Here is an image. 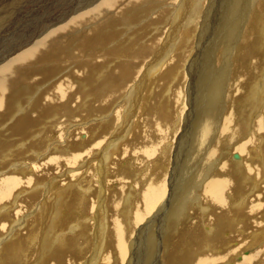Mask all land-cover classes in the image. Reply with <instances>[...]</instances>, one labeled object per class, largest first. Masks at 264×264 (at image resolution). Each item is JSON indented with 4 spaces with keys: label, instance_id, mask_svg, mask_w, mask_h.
Listing matches in <instances>:
<instances>
[{
    "label": "rangeland",
    "instance_id": "obj_1",
    "mask_svg": "<svg viewBox=\"0 0 264 264\" xmlns=\"http://www.w3.org/2000/svg\"><path fill=\"white\" fill-rule=\"evenodd\" d=\"M105 1L0 0V69L44 39L49 31L64 28L70 18L104 9ZM195 1L204 10L194 4L188 13L182 5L186 17L181 19L182 0L143 2L138 9H131L125 20L111 9L95 20L57 34L67 44L62 47L65 53L58 57L52 53L46 63L35 64L36 75L42 76L40 83L26 82L24 77L20 80L11 109L0 116V264H167L165 257L171 250L166 243L183 248L193 245L198 248L197 255L213 256L210 264H264V163L259 157L264 152V60L258 66L249 60L244 66L249 87L232 112V136L227 134L228 144H223L224 161L231 160L232 167L234 162L245 169L244 182L250 184L241 198L235 193L224 195L236 223L226 236L225 246L215 252L223 256L214 254V230L202 227L208 224L213 229L208 223L213 207L209 202L202 204L204 214L194 196L183 198L192 175L180 194H175L178 184L175 186L174 180L190 160L198 113L216 105L222 114L226 112L225 97L219 95L223 90L220 76L224 78L233 69L238 47H232L231 42L234 46L239 42L242 21L254 11L249 0L245 9L244 0H232L229 5V0H211L213 7L205 13L209 0ZM164 11L168 20L154 19ZM257 15L258 33L264 38V7ZM179 21L175 39L165 53L156 56H161L158 62L165 56L164 64L151 63L147 67L146 61L161 50ZM96 26L101 28L89 35ZM152 41L156 43L152 49L145 47ZM78 49L82 51L75 57ZM144 51V59L134 69H123L125 76L113 79L125 88L112 94L110 91L116 87L103 83L127 55ZM145 71L148 85L129 116L127 99L131 92H138ZM24 72L25 68L22 76ZM229 76L236 77L232 71ZM66 78L67 84H61ZM253 83H259L263 93L253 97ZM54 86L62 88L63 96L49 105L36 106L37 99ZM99 87L107 89L100 98ZM176 88L181 97H176ZM104 93L119 94L118 99L108 100ZM125 121H130V126L123 134ZM160 122L163 130L158 126ZM217 156L216 151L208 163L202 158L203 181L196 194L204 186L208 192L214 178L223 179ZM252 163L257 169L254 172L253 168H245L253 167ZM155 187H161L162 194L148 203L150 210L146 211L145 199ZM257 194L259 201L252 202ZM174 196L179 198L173 207L170 202L176 199ZM204 198L201 194L197 199ZM114 200L119 208L116 214L110 208ZM130 215L135 216L134 223L129 221ZM176 221L181 222L167 240ZM113 222L125 230L121 254L117 251L120 240H114ZM195 222L201 224V229L189 237L187 229ZM230 228L228 224L226 230ZM256 231L261 232L256 244L259 248L244 249Z\"/></svg>",
    "mask_w": 264,
    "mask_h": 264
},
{
    "label": "bare ground",
    "instance_id": "obj_2",
    "mask_svg": "<svg viewBox=\"0 0 264 264\" xmlns=\"http://www.w3.org/2000/svg\"><path fill=\"white\" fill-rule=\"evenodd\" d=\"M147 1H151V0H106L104 2V4L106 5V7L104 9L96 8V9H93V10L87 12V14L85 12L84 14H82L79 17H75L73 19L70 18L69 23L64 28L58 27L54 30L49 31V34L44 39L40 40V42H37L33 47L30 46L31 48L26 50L24 53L20 54L17 58L13 59L7 65L2 66L0 69V116H5L7 114V112L11 109V105H13V103H14V98H16V96H14V94H15V92L16 93L19 92V91H16L17 85L23 77H24V80L26 82H35L37 84L40 83L42 76L36 75V70L34 69L36 67L35 64L46 63V61L49 59V56L52 53L56 54L57 57L60 56L62 53H65L64 52L65 49H63V48L67 44L63 43V41L61 39L57 38V34L63 32V31H70V30H72L71 28L78 27L79 25L85 23L87 20H95L99 16L109 12L111 9H114L116 14H119L125 20L126 17L128 15H130L132 10L138 9L140 7L141 3L147 2ZM163 1L173 2L175 0H156V2H163ZM231 2H232V0H229L227 5H229ZM249 2L252 4L251 9H252V7H254V11H252V14L249 16L248 19H246V20L243 19V21H242L244 28H243V30L241 29L238 32L237 38L239 39V42L235 46L231 42L232 47H235V48L238 47V50L234 56L235 64L233 63L234 65H232V68H233L232 70L229 69L227 71V73H225L226 75H224V78H222L223 76L222 77L220 76V78H221L220 83L223 87V90L220 91L219 95L222 98L225 97L224 103L226 104V112H224L222 114L220 111V106L216 105L215 107H212V108L207 107L205 110H202L200 113H198V116L200 118L197 120L196 129H195L194 133L192 134L193 139H192L191 149H190V160L187 162V164H185L182 167V169L179 171V175L177 176L176 180H174V185L176 186V184H178V187L175 190V194L178 195V194H180L179 190L181 188H184L187 185V183L190 180L189 177H190V175H192V182H191L190 186L188 187L187 192L184 194L183 198L185 200H188L187 194L194 196L193 199H196V203L199 206H201L200 209L204 214L206 212V209L202 207V204L209 202L210 206L213 207V211L208 217V223L213 224V229L208 228L207 227L208 224L207 225L202 224V227L204 229L206 227L210 232H212L214 230L211 234V240H212V248H213L215 256H223V254H216L215 252L220 246H225V240L227 238L226 236L230 231H232L234 229L233 225H235V223H236V219H235L234 215L230 214L228 211L229 201L224 200V195L227 193H229V194L235 193V194L240 195V196H238V198H241L242 195L250 187V184L248 182H244L245 177L247 176L246 172L244 171L245 169L244 170L240 169L238 166L239 164H235L234 162H232V163L235 166L232 167L231 166V160L229 162L224 161L225 154L222 150L224 142H227V144H228V138L226 135L228 134V135L232 136L231 129H230V123H231V119L233 116L232 112H233V110H237L236 108L239 106V104L237 105V102H239L238 100L243 97V95L245 93V88L249 87L247 85H248V82L250 81V79L244 73V66L249 60H252L254 65H257V66L261 63V61L263 62V60H264V38L259 36V33H258V31H259V19H258V15H257L258 11L264 7V0H249ZM180 4H181L180 9H182V14H181V11H179V13L181 14V17L179 19H181L182 17L185 18L186 17L185 16V9L187 10L188 13H190L192 11L191 8L194 6V4L197 8L198 7L199 8L201 7V9L203 8L202 6L199 5V2L195 1V0H182V2ZM182 5H184L186 8L185 9L182 8ZM246 6H247V0H244V2L242 4V8L245 9ZM212 7H213V3L211 0H209L207 8H205L206 9L205 13L209 12L212 9ZM203 10H204V8H203ZM143 11H146V10H143ZM192 14H193V12H192ZM192 14L189 15V18L192 16ZM68 15H69V12H68ZM162 17H164L165 20L167 19L165 11L162 12L161 14L159 13L156 17H154V19L157 20V19H161ZM164 18H163V20H164ZM172 18H174V17H172ZM205 22H206V20L203 19V25H205L204 24ZM178 25L179 26L181 25V21L175 23L173 30H171V34L167 35V37L165 38L164 44L161 43V44H163L161 50H159L150 61H146L147 67H149V65L151 63L156 64L158 62V59L161 57V56H159L156 58V56L161 55V54L166 52V47H168L167 45H170L169 43L170 42L172 43V40L175 39V34L177 31L176 27ZM100 28H101L100 26H96L88 34L89 35L95 34ZM158 29H159V26L158 27L156 26V30H158ZM203 35H204V33H203ZM176 37H178V36H176ZM225 37H227V36H225ZM204 38H207V37H204ZM199 39H201V38H199ZM228 39H231V37ZM153 41H155V40H153ZM153 41L149 42L150 44L148 43V45L145 47H147L148 49H152L156 44ZM80 51H82V50L78 49L77 51H75V53L73 55L76 57ZM146 52L144 51V53H141V54H134L135 56L134 55L133 56L127 55L125 57V59H123V61L119 65H117V68L114 71V73L112 74V77H110L107 82L103 83L104 85L107 84L111 87H116L113 91H110L112 94H115L118 91H122V89L125 88V87L121 88V83H118V84L113 83V79L118 80L119 75L125 76V73H124L125 71L122 72L123 69L129 70V68H131V67H132V69H134L133 67L136 65V63H138L144 59ZM116 54H115V56H116ZM164 58H165V56H162L163 60H164ZM86 60L89 61V60H91V58L87 57ZM163 60H160V62H158V66L161 65L162 63L164 64ZM24 68H25V72H24V75L22 76ZM255 69L256 68L253 67L252 71H254ZM230 71H232V74L236 76L234 79H232L231 76H229ZM132 72H133V70H132ZM146 73H148V71H145V73L141 77V82L139 85L138 92L137 93L131 92L129 99H127L129 116L131 115V113L133 111H135L134 107H135V104L138 101V99L140 101H141V99H143L144 89L148 85V83L146 82V80H147L146 77L148 76V74L146 76ZM223 79H225L224 80L225 84H223V82H222ZM251 79H253V78H251ZM68 80H69V78L64 79L61 82V84H67ZM250 87H251L250 91L252 92L253 97L259 92L263 93V89H261L259 87V83L258 84L253 83L252 86H250ZM39 90H40V88H39ZM105 90H107V89H103V88L99 87V89H98L99 98L101 97L102 93ZM175 92H176L175 93L176 97L182 96L179 88H176ZM118 95L119 94L109 95L108 93H104V97L107 98L108 100H112V101L114 99L117 100ZM62 96H63L62 88L54 86L51 90L47 91L43 96H41L40 98L37 99L36 106L37 105L38 106L49 105V104L59 100ZM132 98H133V101H131ZM258 104H259V100L257 101V105ZM128 125L130 126V121L129 122L125 121V123L121 127V131L123 132V134H126V133H124L126 131L125 127ZM158 126L162 127V130L164 129V124H162L161 122L159 123ZM1 142L2 141L0 140V144H1ZM15 144H17V143H15ZM216 151L218 152V156L216 158V161H217L218 165L220 166V170L222 169L221 172L223 173V179L218 180V179L214 178L209 184V191L208 192H207V187L204 186V188H203V191L205 190L204 193L202 191L201 193L196 194L197 192L200 191V186H198V184L203 181L202 178H200V177H201V175L204 174V162L206 160V163H208L210 158H214L216 156ZM203 157H205V160L202 159ZM236 157L238 158L239 156L236 154ZM236 157H234V158H236ZM259 157L262 160L261 162L264 163V152L262 153V155H259ZM87 163H88V161H87ZM254 164L252 163L253 167H247L246 166L245 168L247 170L253 168V172H254V170L255 171L257 170L254 167ZM209 174H210V172H209ZM206 178H208V177H206ZM176 181H177V183H176ZM150 192H151L150 196H148L145 199L146 205H148V203L155 201V198L158 195L162 194V193H160L161 187L151 188ZM201 194H205L204 200L197 199ZM259 197H260V194H257L255 196V198L252 200V202L255 200L259 201ZM175 198L176 199H174L170 202V203H172L173 207L176 205L175 200H177L179 197L176 196ZM113 202L114 203H113V205L111 204L112 207L110 205V208L113 211L112 214H116L119 211L118 206L115 205V203L117 204V200H114ZM252 202H250V203H252ZM85 203L86 202H84V205H85ZM43 204H44V202H43ZM49 204L50 203H48V205ZM44 206H45V204H44ZM148 207H150V206L149 205L146 206V208H145L146 211L150 210ZM153 207H154V205H153ZM166 208H167V206L165 204H163L162 209L166 210ZM146 211H143L140 216H142V214ZM132 212H131V214H132ZM45 213H46V211H45ZM129 214H130V212H129ZM186 215L187 214L185 213V217H186ZM185 217H183L181 221H183V219ZM127 218H129V216ZM48 219H51V218L48 217ZM135 220H136L135 216H131L129 218V221H132V223H134ZM181 221H176L172 225L170 232L167 236V240H169V238L172 236V232L174 231L176 224L181 222ZM137 224H138V222H137ZM228 224L231 225V228L226 230L228 228ZM112 225H113V232H114V240H117V239L120 240L117 243V246H118L117 251H119L121 254V252H124V248H125L124 247L125 230H123L122 228H120L118 226L119 223L113 222ZM215 225L217 227H214ZM200 229H201V224L199 222L192 223L188 227L186 235L190 237V236H192V234L196 230H200ZM260 236H261V232L256 231L253 234L251 241L249 242L250 245L245 246L244 249L247 250V247H251L250 249H253L254 248L253 246L259 248L260 245L259 244L256 245V244L258 243ZM220 241H223V242L221 244H219ZM262 243H264V242H262ZM41 244H42V241H41ZM165 247L170 248V250H171V253L165 257L167 264H210L211 258L213 257V256L208 255V254L205 256L197 255L198 248L193 246V245H189L186 248H183V246L169 245L166 243ZM237 254H239V253H236L233 256L234 260L237 258V256H236ZM233 262H235V261H233ZM242 262L243 261L238 262V263H242ZM233 264H235V263H233Z\"/></svg>",
    "mask_w": 264,
    "mask_h": 264
}]
</instances>
